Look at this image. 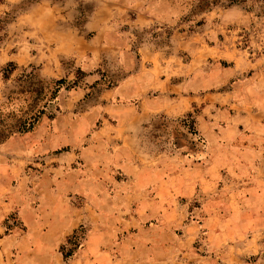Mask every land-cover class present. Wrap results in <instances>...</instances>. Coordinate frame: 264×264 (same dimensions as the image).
Segmentation results:
<instances>
[{
	"label": "rangeland",
	"instance_id": "1",
	"mask_svg": "<svg viewBox=\"0 0 264 264\" xmlns=\"http://www.w3.org/2000/svg\"><path fill=\"white\" fill-rule=\"evenodd\" d=\"M199 3L0 0L1 112L26 104L24 96L7 100L23 73L51 89L63 80L61 98L33 129L0 143V165L25 167L21 178L2 177L8 184L13 181L6 192L19 189L10 196L14 208L8 217L13 214L17 221L5 219L12 224L8 232L23 231L22 207L38 214L53 209L58 186L53 177L71 169V162L80 182L91 187L71 194L70 203L80 210L77 215L85 212L89 219L96 218L89 205L97 202L108 201L124 218L137 214L136 199L159 193L160 172L173 175L174 220L202 225L194 249L203 255L184 251L172 264H264V225L257 224L264 213L253 212L264 204L259 198L264 152L249 149L264 144V130L245 127L244 120L264 117V11L251 2L218 0L204 10ZM117 85H122L121 95L114 93ZM181 119L199 134L186 139L181 130L187 134L188 128ZM165 120L171 121L168 127L160 125ZM237 122H244V130ZM92 158L104 163L105 179L82 176L91 174L85 162ZM255 158L256 165H249ZM239 159L246 164L240 166ZM116 160L144 176H126ZM197 163L201 168L194 167ZM181 171L183 178L200 172L195 193H186ZM159 196L165 201L162 192ZM60 197L65 201L58 202H69ZM153 221L156 217L145 222ZM86 222L74 252L86 242ZM183 230L180 225L178 235ZM117 248L118 242L113 243L112 249Z\"/></svg>",
	"mask_w": 264,
	"mask_h": 264
},
{
	"label": "crops",
	"instance_id": "2",
	"mask_svg": "<svg viewBox=\"0 0 264 264\" xmlns=\"http://www.w3.org/2000/svg\"><path fill=\"white\" fill-rule=\"evenodd\" d=\"M121 86L117 85L115 87L114 93L116 95H121ZM73 92L76 93L75 91ZM61 93L62 91H60L58 96L59 99L61 98ZM73 97L75 96L72 95L71 98L73 99ZM143 100L146 101L145 98ZM244 120L245 127L250 125V129L252 128L255 131L264 130V117H259L258 120L248 117L244 118ZM237 123V128L241 126V130H244V122ZM119 125L120 123H112L111 127L118 128ZM87 128L88 126H84V130ZM253 146L255 147H250L249 149H254L255 154L259 152L258 150H261L262 153L264 152V144L262 142ZM236 147L239 148L238 146ZM256 160L255 158L252 163L248 164L255 166ZM238 162L240 166L246 164L243 163L245 161L242 159H239ZM0 164H3L2 160H0ZM116 164L126 176L132 175L135 179L144 176L142 171L129 170V166L125 162L116 160ZM103 165V162L95 158L86 161L85 169L91 174L82 176L86 180L105 179L108 174H103L101 169ZM199 166V163L194 165L196 168H201ZM8 168H10L8 162L0 165L1 179L2 177H7V175L9 179L21 178V171L25 169V167L23 168L17 163H14L10 170ZM70 168L56 172L53 177L58 184V191L56 190L57 193L55 191L53 196L57 199V202L55 206H52L53 209L49 213L44 210L45 214L42 212L38 214L31 207H22L20 215L24 221L22 223L26 227L23 231L8 232L6 230L5 219L14 208L10 196L12 195L14 198L13 194L16 195L15 193L19 189L15 186V190L6 192L13 181L8 184L7 181L0 180V264H172V260H177L178 255L184 251L194 254L196 257L203 255L194 249L199 227L202 225L193 220L183 224H178L174 220L173 194L176 189L172 188L170 184L172 182L170 180H173V175L169 176V174L159 172L161 176L157 178L156 186V189L160 190L159 193L156 197H149V194L146 193L143 200L136 199L134 210L137 214L134 213L132 217H122V215L118 214L117 208L108 206L107 201L106 203L97 202L95 206H93L94 203L90 204L89 207L96 211V218L89 219L85 212L80 215L76 214L80 210L74 208L73 203H70V195L74 192H79L81 188L90 189L91 186H86L80 182L79 174L77 175L72 171V162ZM17 169L18 171L13 174ZM199 173L196 171L190 175L186 174L183 178L184 172H180L181 179H184L186 184L188 183L186 185L188 192L186 193L196 192L199 182L195 181V179H198ZM160 192L163 193L165 201L161 200ZM186 193L183 192V194ZM122 194L126 198V193ZM259 195V198L264 197V192L261 191ZM60 196L68 197L69 202H58V198H60V201L61 199L65 201L64 197ZM95 198L98 200V196H95ZM100 199L103 198L100 196ZM159 202L162 204H159ZM109 209L112 210V213L106 215L105 211ZM74 212L76 215L73 214ZM157 212H162L160 218L156 216ZM253 212L263 214L264 204L259 209L253 208ZM148 217H156L157 221L148 224L145 222ZM260 219L261 222L257 224L264 225V216ZM84 220H87L86 225L89 229L86 242L81 249L66 259L60 251V246L66 242L68 236L83 225ZM180 225L185 227V231L183 230L181 236L177 233ZM192 236H195V238L193 239ZM115 242H118V248L113 250L112 244ZM32 259H35L36 262L32 263Z\"/></svg>",
	"mask_w": 264,
	"mask_h": 264
},
{
	"label": "trees",
	"instance_id": "3",
	"mask_svg": "<svg viewBox=\"0 0 264 264\" xmlns=\"http://www.w3.org/2000/svg\"><path fill=\"white\" fill-rule=\"evenodd\" d=\"M217 2L218 0H200L198 8L204 10ZM248 2L258 5L264 11V0H228L229 5H246ZM247 10H249V8H247ZM61 83H63V80H57V86L51 89L49 86L45 85L43 80L36 78L35 75L23 73L18 77V87L9 91L7 100L10 102L18 98H23L22 96H24L26 104L21 105L18 111L11 110L8 113L1 112L0 108V143L13 134L32 130L40 117L46 112L47 107L56 99ZM170 122L169 120H165L160 125L168 127ZM180 122L183 126L188 128L187 134L181 130L183 135L199 134L194 127L190 126L187 120L181 119ZM159 127L160 126H158V128ZM10 218L17 221V217L13 216V214L9 215L8 219ZM4 225L6 230L12 227L10 220H6ZM21 225L22 230H25L26 227L24 224ZM81 233L82 227L68 236L66 242L60 246V251L64 258L67 259L74 254L75 248L79 246V237Z\"/></svg>",
	"mask_w": 264,
	"mask_h": 264
}]
</instances>
